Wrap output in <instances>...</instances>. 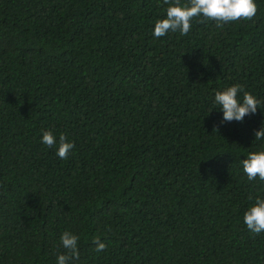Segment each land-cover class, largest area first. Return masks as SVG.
<instances>
[{"label":"trees","instance_id":"1","mask_svg":"<svg viewBox=\"0 0 264 264\" xmlns=\"http://www.w3.org/2000/svg\"><path fill=\"white\" fill-rule=\"evenodd\" d=\"M255 3L156 38L164 0H0V264H57L64 231L70 264H264L243 221L264 198L241 163L264 150ZM235 84L261 108L221 123L215 92ZM46 130L74 144L66 160Z\"/></svg>","mask_w":264,"mask_h":264},{"label":"clouds","instance_id":"2","mask_svg":"<svg viewBox=\"0 0 264 264\" xmlns=\"http://www.w3.org/2000/svg\"><path fill=\"white\" fill-rule=\"evenodd\" d=\"M164 3L168 7L166 15L155 21L153 35L156 38L163 37L169 32L188 35L192 27L191 21L195 17H203L200 20L201 23L205 20L215 21L217 27L223 28L225 24L231 22L253 19L258 10L255 0H187L184 4L181 0H164ZM214 103L223 112L221 123L233 120L243 121L246 115L255 114L262 104L240 84L216 91ZM254 135L255 140L264 139V125L256 130ZM41 139L47 147H55L57 156L62 160L68 158L74 147L65 135L61 134L57 141L56 136L47 130L43 132ZM241 163L248 180H256L259 177V180L264 181V150L249 152ZM243 221L252 233L264 232V198L259 196L255 198L254 203L244 212ZM78 240L79 236L70 231H64L61 234V246L65 251L57 254V264H70L71 261L79 259ZM93 243L97 252L106 249V244L98 238H94Z\"/></svg>","mask_w":264,"mask_h":264}]
</instances>
